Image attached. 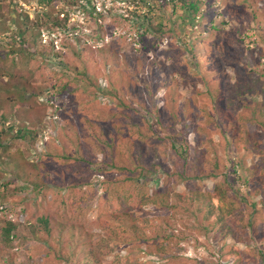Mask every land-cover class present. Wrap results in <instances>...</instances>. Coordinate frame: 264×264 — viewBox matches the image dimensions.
Here are the masks:
<instances>
[{"label":"rangeland","instance_id":"rangeland-1","mask_svg":"<svg viewBox=\"0 0 264 264\" xmlns=\"http://www.w3.org/2000/svg\"><path fill=\"white\" fill-rule=\"evenodd\" d=\"M153 1L53 0L44 8L38 0H0V130L9 131L10 125H14V129L37 131L33 145L13 139L14 132L0 137L1 145L6 146L4 150L0 148V207H6L5 211L0 210V264H86L89 248L110 230L117 231L120 238L123 236L119 240L124 243L120 242L105 261L117 254L140 264H260L262 260L264 263V257L259 255L264 253V223L260 221H256L254 231L238 233L241 240L217 239V227L201 219L197 223L206 227L207 233L198 232L194 222H187L186 226L166 225L164 218L169 213L153 206L130 212L140 219L138 227L142 235L127 232L130 221H117L121 219L117 215L120 211L107 191L119 183L117 179L123 177V172L110 163L128 165L126 147L142 146L137 136L129 135L126 124L131 121L139 124L141 132L149 137L148 148L141 147L147 153L144 164L152 162L155 151L160 157L156 168L143 176L150 189L165 185L168 180L166 187L177 193L185 191L183 183L177 184L176 176L168 179L162 171L174 165L181 169L183 163L189 175L197 171V154L205 148L195 147L194 130L201 132L200 140L213 138L210 149L214 152L206 157L221 163L223 173L235 168L240 159H245V167L258 163L257 158L247 157L244 147L234 143L226 147L216 128L224 117L233 115L244 131L261 132L256 122L260 116L254 112L264 110V0H202L200 24L196 27L188 24L187 14L173 11L174 0H157L152 18L153 23L162 24L163 33H152L140 41V31L133 23L141 21H134L131 11L137 4L148 6ZM42 11L59 14L62 26L48 31L38 27L39 23L47 22ZM253 11L262 17V22L252 20ZM36 26L41 31L34 42ZM211 27H216V40L205 60L212 64L215 83L207 91L199 78L195 57L181 54L179 48L180 39L189 40L192 33L195 37ZM25 29L24 51H35L32 56L16 52L21 49V38L16 33ZM82 48L86 51V63L73 54ZM102 48L108 49L107 54L100 51ZM138 55L143 59L140 65L132 61ZM179 60L180 67L172 68L179 72L167 75L165 68ZM157 77L161 80L154 86ZM110 81L128 104L137 106L133 118L127 116V111L124 116L118 115L122 122L119 124L108 120L116 113V107L102 94V90L109 92L112 88H107ZM147 82L152 85L147 86ZM227 83H235V90L226 88ZM237 84L243 90L242 95L237 93ZM38 89L43 90L39 97L28 96L31 90ZM214 89L221 91L218 98L212 97ZM77 91L80 92L76 94ZM79 100L86 103L87 109L81 108ZM229 100L232 105L227 107ZM165 103L168 105L164 106ZM55 105L62 109L56 111L52 107ZM158 118L168 126L159 128ZM92 122L98 132L89 130ZM147 124L165 142L153 139ZM99 139L113 141L114 154L110 155L107 147L96 149L95 142ZM51 140L46 149L47 141ZM74 141L89 154V164L79 165L74 159L62 157L75 153ZM171 145L175 146L174 151ZM186 145L189 154L183 161L177 151L180 153ZM15 153L23 160L21 165L28 171L31 169L29 185H42V190L32 191L25 181H13L17 171L7 168L4 162L10 163ZM35 163L37 166L33 167ZM236 177L249 179L243 170ZM235 184L240 189L239 198L250 195V201L257 203L261 220L264 205L259 201L264 191L260 187L264 180L258 177L243 185L235 178ZM186 185L192 189L199 186L202 191L213 189L210 180H192ZM236 208V219L242 218L247 224L250 209L246 203L236 204ZM143 219H148V223ZM7 222L16 225L15 238L10 243L2 240ZM70 228L73 237L67 236ZM173 235L183 240L157 253L156 245H160L161 239ZM60 248L69 255V262L58 255Z\"/></svg>","mask_w":264,"mask_h":264},{"label":"trees","instance_id":"trees-1","mask_svg":"<svg viewBox=\"0 0 264 264\" xmlns=\"http://www.w3.org/2000/svg\"><path fill=\"white\" fill-rule=\"evenodd\" d=\"M39 3L43 4L44 8L49 6L53 0H38ZM148 2V1H147ZM67 3H72L68 1ZM148 4V3H147ZM201 5L202 0H174L172 1V9L174 12L177 10H181L182 13L187 14V20L191 27H196L197 24L199 25L201 14ZM158 3L157 0L153 1V4H149L146 6V3H144L141 7L137 4L134 6V9L131 11V14H134L133 17L134 21H141V23H133L135 24V27L137 26L138 32L140 33V41L147 36L151 35L152 33H163L162 30V24L161 23H153V14L157 11ZM43 16L46 18V23H39L37 26L40 28H44V30H49V28H57L62 26V23H60L59 20V14L56 16L52 14H49L45 11H42ZM252 20L256 23L262 22V17L257 16L256 12H252ZM224 25L226 23H223ZM35 27L38 31L37 34H34V42H37L38 36L40 34V29L38 27ZM214 26V25H212ZM165 28V27H164ZM51 29V30H52ZM216 27H211L209 29H206V31L202 34H198L197 36L193 37V33L190 35V39L186 40V37L180 39V45L179 51L181 54L184 55V53L189 54L192 58L195 57L197 66L199 67V78L201 82L203 83V86L206 88V90H211L213 88V72L211 71L212 64L209 60H205L206 57L209 56V50H211L212 42L215 41V31ZM27 29L24 31L18 30L16 33V37L21 38V41H19L21 45V49H18L16 52H23L27 55H35V51L27 53V51H24L26 49V39H24V35H26ZM30 33H33L32 31ZM204 34V35H203ZM38 42H40L38 40ZM103 54H107L108 49L102 48L100 50ZM50 52H53V49H50ZM237 52V51H236ZM55 53V52H54ZM86 51L85 49H81L80 51H75L73 54L80 59L83 63H86ZM240 53V52H239ZM56 54V53H55ZM115 55V53L109 52V55ZM26 55V56H27ZM108 56V55H107ZM229 56V55H228ZM136 64L140 65L143 61L142 57L140 55L133 58V60ZM150 67V65H146ZM180 67V60L175 62L173 65H168V67L165 68V71L167 72V75H169L171 72H179L178 70H173L172 68ZM78 74H82V72L77 71ZM82 75L85 76V73ZM110 75H112V72L108 75L110 78ZM150 74L148 73V77ZM111 79V78H110ZM155 85H159L160 77H157ZM231 82V81H230ZM229 82V83H230ZM215 83V82H214ZM227 83L226 88H230V90H235V83L229 85ZM152 85L151 82H147V86ZM67 88L68 84L65 85ZM229 86V87H228ZM108 87H112L109 89V92L102 90V94L106 95L107 98L112 100L115 103V110L116 113H112V118L108 120H112L115 124L122 123L120 120H118V115L124 116L125 112H128V117L133 118L134 114L137 113V106L136 104L130 105L126 101L125 97L121 96L120 89L113 88V82L110 81V83L107 85ZM238 88V94L242 95L243 90L241 89L239 84H237ZM219 89V88H218ZM99 90V89H97ZM108 90V89H107ZM215 92L213 93V98H218V93L221 91L214 89ZM43 92V90L35 91L31 90L29 93V97L36 98L39 97L40 94ZM80 91H77L79 93ZM210 92V91H209ZM58 93V91H57ZM230 94V93H229ZM230 96V95H229ZM105 97V96H104ZM105 97V98H106ZM106 98V99H107ZM176 103V102H175ZM79 104L82 105L79 106L82 109L86 108V103L79 100ZM168 103H165L164 106H167ZM232 105V101L227 102V107ZM56 111L61 110L59 108V105L52 106ZM84 107V108H83ZM87 109V108H86ZM125 111V112H124ZM89 114V113H88ZM253 114V111H252ZM255 115L260 116L259 119H257V126L260 128L261 132L260 134H257L256 132L251 133L250 131H244L241 125H238L237 122H235V118L233 115L231 117H224V122L218 123L217 133L220 134V138L222 143L226 147L230 146V144L234 143L237 146L244 147V151L248 153V158H257L258 163L254 162L250 167L246 166L245 159L238 160V163L236 164L235 168L231 169L230 171H227L223 173L222 170V164L217 162L215 158H209L206 157L207 153H213L214 151L211 150L212 146V137L208 136L207 139L200 140L199 136L201 132L198 130H194L196 133V148H203L204 151L197 154L196 158V164L197 171L193 173V175H189L187 172L186 166H183L184 163L181 165V169H176L178 166H173L170 168L169 166L164 168L162 173L167 174L168 179H171L172 176H176V181L178 183H183L185 186V191L182 193H177L174 191V188L166 187L168 185L167 183L164 185H158L154 189H150L148 187V183L145 179H143V176L146 175V173H150L153 171L154 168H156V163L159 161V155L158 151H155L153 153L154 159L149 165H145V157L147 156V153L141 151L142 146L147 145L146 139L149 137H146L143 132H141V126L137 123H134V121H131L130 123L126 124L128 127L129 135H134L139 138V141L142 143V146L138 147L137 149L126 147L127 155L125 158V161L128 165H121L119 162L110 163L113 168H116L123 172V177L117 179L119 180V183L109 188L107 191V196L110 194L112 196V200L116 204V209H118L120 212L117 213V215H120V218L118 220L116 217L114 220H121L122 222L130 221L131 223H128L129 229L126 228L127 232H131L132 235L141 234L142 231L138 227V223L140 221L135 219L133 213H130L131 210L134 209H142L144 206H153L157 207L161 210H165L166 213H169V215L164 218V222L166 225H170L172 223L173 227L175 224H179L178 226H186L187 222H194L197 223L199 219H201L203 222H209V224L212 227H217L216 232V238L219 240H224L226 238H231L232 240H241L240 235L238 233L240 232H246L248 229L251 231L255 230V224L256 221H260V223H264V214L263 218L259 220V215L262 214L261 210L257 208V203L250 201L252 198L250 195H246L245 198H239L240 189L235 186V178L238 179L239 183H242L243 185L249 184L252 182L255 178H261L264 180V110L261 112L259 109L254 112ZM243 116V114L241 115ZM159 128L160 126L163 128H166L168 125L165 124L161 119H157ZM125 126V127H126ZM124 127V128H125ZM147 127L149 128V131L151 132V135L153 136V139L158 140L160 143L165 142V138L163 139L161 136L156 135V133L153 130V126L151 124H147ZM89 130L93 133L94 131L98 132L99 129L95 124L92 122L90 123ZM13 133V139L20 141L22 143H29L33 145L37 139V131L35 128H23L19 127L18 129H14V125H10L9 131L8 129H1L0 130V137L2 135H9ZM122 132V130H120ZM52 140L46 143V149L51 143ZM74 144L75 153L67 156L65 154H62V157L70 160L74 159L77 164L82 165V163L89 164V154L84 149V147H81V144L77 141ZM133 143V142H132ZM114 142H106L105 140L99 139L95 142V148L98 150H101L100 148L107 147L109 149V154H114ZM173 148V151L176 149L174 145H171ZM6 146L1 145V150H4ZM147 147V146H146ZM148 148V147H147ZM156 147H154L155 149ZM198 149V150H199ZM149 150V149H148ZM146 150V151H148ZM150 151V150H149ZM105 152V151H104ZM178 152V153H177ZM176 153L180 158H182L183 161H186L187 156L189 154V148L188 145L186 147L182 148L181 152L179 153V150ZM12 160H10V163L4 162L6 167L13 168L17 171L16 175L13 177V181H25L27 183V186H29L32 191H39L43 189L42 185H38L34 183H31L33 186L29 185L31 178L30 176V170L25 169L21 163L23 162L22 159L19 158L18 154L12 155ZM114 157L112 158L113 161ZM115 162V161H114ZM160 164V163H159ZM258 164L260 165V168H258ZM36 163L33 165V167H36ZM104 170V169H101ZM239 170H243L247 176L249 177L248 180L243 179L241 177H236V174L239 172ZM230 173V174H229ZM234 176V177H233ZM15 178V179H14ZM203 181V180H210L213 182V189L211 191H202L199 186L192 189L191 187L187 186L186 184L189 181ZM29 182V183H28ZM235 186V187H234ZM264 191V184L260 187ZM260 194V192H259ZM216 201L217 204H214L213 201ZM242 202L246 203V206L250 209L248 212V219L249 221L247 224H244V219H236L235 217V210L236 204H241ZM260 204L264 205V196H262L261 200L259 201ZM1 211H5L6 207L1 206ZM145 223H148V219H143ZM44 224H47L46 220H42ZM126 225V223H121L122 226ZM120 226V227H122ZM196 230L198 232H205L207 233L206 227L201 225H196ZM16 229V225H14L11 222H7L5 224V227L2 232V240L4 243H10L12 239L14 240V231ZM74 232L72 231V228L67 230V236L73 237ZM241 234V233H240ZM119 233L117 234V231L110 230L108 231L106 237L102 236L98 239V241L89 248L86 253V264H140L135 259H131L129 257L122 258L119 255H115L113 259L105 261V258L113 254L117 248L118 245L124 243V241H120L119 239H122V237H118ZM183 240V237L181 236H167L165 239H161L160 245H156V252L160 254V252H165V248L167 246L172 245H178L179 242ZM246 240V239H244ZM122 242V243H120ZM164 245V246H163ZM163 246V247H162ZM63 255V259L67 262H69V255H66L65 252L62 251V248H60L58 255ZM235 256H237L238 253L233 252ZM260 257H264V253L261 252ZM240 263V261H238ZM260 264H264L263 260Z\"/></svg>","mask_w":264,"mask_h":264}]
</instances>
